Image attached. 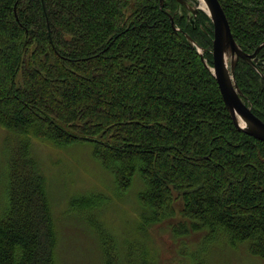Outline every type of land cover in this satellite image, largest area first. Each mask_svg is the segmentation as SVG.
Returning a JSON list of instances; mask_svg holds the SVG:
<instances>
[{"label": "trees", "instance_id": "trees-1", "mask_svg": "<svg viewBox=\"0 0 264 264\" xmlns=\"http://www.w3.org/2000/svg\"><path fill=\"white\" fill-rule=\"evenodd\" d=\"M219 2L235 41L253 54L264 42V0ZM177 11L175 0H0L8 168L0 264H57L58 232L32 138L91 144L119 193L139 174L141 234L164 223L178 238L205 230L204 246L223 238L264 260V142L238 130L225 106L211 71V18L200 11L193 24ZM235 76L264 122V47L256 66L240 59ZM103 202L87 195L70 206L96 234L105 264H121L99 220ZM121 261L156 264L148 247L133 244Z\"/></svg>", "mask_w": 264, "mask_h": 264}, {"label": "rangeland", "instance_id": "rangeland-1", "mask_svg": "<svg viewBox=\"0 0 264 264\" xmlns=\"http://www.w3.org/2000/svg\"><path fill=\"white\" fill-rule=\"evenodd\" d=\"M5 131L0 128V212L6 208L8 168ZM34 156L46 177L52 218L58 232L57 264H105L100 242L88 222L71 206L73 198L102 195L105 202L99 220L115 240L118 263L123 262L129 244L148 247L156 264H264L245 246L233 248L223 238L203 245L207 232L175 237L166 223L155 225L147 234L139 232V194L145 189L136 174L127 193L117 191L114 175L100 165L91 144L57 147L32 138Z\"/></svg>", "mask_w": 264, "mask_h": 264}, {"label": "water", "instance_id": "water-1", "mask_svg": "<svg viewBox=\"0 0 264 264\" xmlns=\"http://www.w3.org/2000/svg\"><path fill=\"white\" fill-rule=\"evenodd\" d=\"M159 1L163 6L164 0ZM175 1L178 4L176 13L184 7L188 12V19L193 24L200 11L205 12L211 18L214 26L213 67L211 71L219 85L225 106L238 130L264 142V122L254 114L252 107L245 103L235 76L240 59L256 66L257 56L264 47V42L258 46L253 54L245 53L232 35L227 16L219 0ZM172 27L177 32H184L175 26L173 18ZM185 36L192 46H197L196 42L187 33H185ZM198 51L200 56L204 58V50L198 47Z\"/></svg>", "mask_w": 264, "mask_h": 264}, {"label": "flooded vegetation", "instance_id": "flooded-vegetation-1", "mask_svg": "<svg viewBox=\"0 0 264 264\" xmlns=\"http://www.w3.org/2000/svg\"><path fill=\"white\" fill-rule=\"evenodd\" d=\"M190 4H191V2H190ZM183 10H185L186 11V9L183 7Z\"/></svg>", "mask_w": 264, "mask_h": 264}, {"label": "bare ground", "instance_id": "bare-ground-1", "mask_svg": "<svg viewBox=\"0 0 264 264\" xmlns=\"http://www.w3.org/2000/svg\"><path fill=\"white\" fill-rule=\"evenodd\" d=\"M203 6V5H202ZM204 8H206L205 6H204Z\"/></svg>", "mask_w": 264, "mask_h": 264}]
</instances>
